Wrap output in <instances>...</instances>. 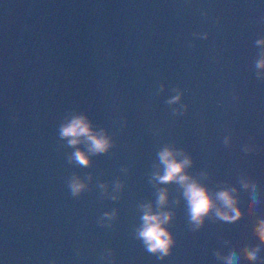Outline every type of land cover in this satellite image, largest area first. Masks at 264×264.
<instances>
[{
    "label": "water",
    "instance_id": "1",
    "mask_svg": "<svg viewBox=\"0 0 264 264\" xmlns=\"http://www.w3.org/2000/svg\"><path fill=\"white\" fill-rule=\"evenodd\" d=\"M261 60L264 0H0V264H264ZM79 116L105 151L61 135ZM166 148L215 202L202 223ZM147 211L171 213L165 255Z\"/></svg>",
    "mask_w": 264,
    "mask_h": 264
},
{
    "label": "clouds",
    "instance_id": "2",
    "mask_svg": "<svg viewBox=\"0 0 264 264\" xmlns=\"http://www.w3.org/2000/svg\"><path fill=\"white\" fill-rule=\"evenodd\" d=\"M259 43V42H258ZM258 66H264V60H261ZM62 136L72 137L69 141L70 144H76L78 140L76 138L80 136H86L91 141V150L95 152H103L108 147V141L105 137L96 135L92 132L89 124L86 122L85 117L79 116L74 118L69 124L62 128ZM75 159L82 165L88 164V156L83 151H77ZM160 159L165 165V172L159 177L161 182H170L178 180L184 185V195L188 199L190 206L191 218L197 223H202V218L207 215L214 207L215 202L210 196L208 190L197 183L195 180H191L187 174L183 173L185 166L189 161H178L175 159L173 153L169 149H165L160 153ZM73 193L75 194L82 187L81 184L76 183L73 186ZM219 199L223 201L225 211L217 209V215L225 220L235 219L238 215V211L235 208V201L230 190L221 191ZM160 203H164L166 200V192L162 191L159 197ZM228 210L235 213L230 217ZM161 215L163 219H161ZM171 213L167 214H154L151 211H147L143 216V227L139 232L140 237L144 239L148 250L155 252L159 250L162 255L167 254L169 245L172 242L171 236L167 229L163 227V224L170 218ZM257 236L262 242H264V221H260L255 229ZM245 256L249 260H256V250H244ZM225 264H234L233 257H226Z\"/></svg>",
    "mask_w": 264,
    "mask_h": 264
}]
</instances>
